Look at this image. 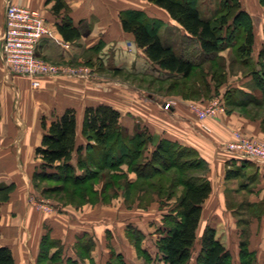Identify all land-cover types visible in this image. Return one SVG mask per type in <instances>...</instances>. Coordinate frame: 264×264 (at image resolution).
<instances>
[{
    "label": "crops",
    "instance_id": "obj_1",
    "mask_svg": "<svg viewBox=\"0 0 264 264\" xmlns=\"http://www.w3.org/2000/svg\"><path fill=\"white\" fill-rule=\"evenodd\" d=\"M6 1L0 0V45L5 27L4 7ZM13 1L24 7L39 9L46 23L59 37L61 35L57 30L56 22L64 14L67 13L72 23L78 26L81 35L68 41V48H63L47 38L40 41L37 54L54 62L69 57L73 61L78 59L82 41L88 39V43L92 44V36L94 32H98L97 28L100 26L96 23L95 27L97 28L92 27V31L86 35L82 28V20L88 18L87 22L90 19L93 21V17L97 16H108L109 18L110 13L106 7H104L105 10H100L97 0H64L69 9L68 11L61 9L59 14L53 12V1L49 3L46 0ZM198 1L200 2V0ZM200 6L202 5L200 4ZM245 11L247 12V10ZM166 15L169 17L167 13ZM249 17L253 23L254 34L249 61H254L257 65L256 69H260L262 63L258 60V52L264 46L262 30L264 18L259 21L257 28H255L253 16L249 14ZM169 19L172 20L170 17ZM107 21L106 18H103L105 31L109 32ZM176 25L187 36L177 23ZM120 31L124 32L121 25ZM189 40L192 41L193 39L189 38ZM220 53L221 51L218 54ZM236 59L240 60L241 58ZM234 61H232L233 64L245 67L243 64ZM159 70L163 74L158 76L160 79L157 80L162 83L165 81L167 84H163L166 85V88L169 87L164 91L138 88L135 85L116 80L115 76L108 79H95V75L92 74L86 77L45 76L40 79V85L33 87L34 91L31 92L27 88V90L25 89L31 80L25 76L7 74L0 55V161L9 162L13 159L18 161L23 154L22 148L26 150L27 154H33L44 133L41 126L42 117L44 116L49 122L68 107H72L76 111L77 144L93 142L82 133L84 109L88 105L99 103L111 105L120 112V123L124 127L128 129L134 127L135 124L127 120L134 118L147 128L156 140L165 138L192 147L207 161L209 172L206 178L210 181L211 193L202 204L197 236L199 231V235L202 234L203 227H205L201 226L204 204L210 200L214 193V183L219 182L221 187L219 197L225 208L232 211L237 206L245 208L242 213L244 219L236 222L238 226L236 229L238 252L239 240L245 233L244 237L248 240L249 249L255 252V260L256 257L264 258V164L251 161L240 162L231 158L224 150V145L233 139L234 132L264 142V116L253 114V108L255 110L257 108L264 109L261 103L262 92L258 87L253 86L252 74L249 71L245 73L241 71L237 75L225 76L221 82H216L211 78L210 73L204 81L200 78L195 79V82H191L190 87L192 88L187 89V85L182 83L186 79L171 76L165 70ZM208 77L212 81L207 80ZM167 79H172L173 82L169 83ZM102 84H107V88H102ZM216 84H218L217 87ZM216 91L221 94L222 91L229 92L231 96L228 99L229 103L226 104L227 110L223 109L216 116L205 120L211 128V131L207 133L201 130L200 121L188 109L187 104L192 100L205 102ZM167 101H170L171 104L167 109H164L163 105ZM76 156L77 154L73 153V164H75ZM228 170H239L240 173L236 176L227 177ZM12 182L15 183V178L11 174L0 171V183ZM19 192H21L20 189L15 187L9 199L0 205V246L10 248L15 264H38L39 253L43 245L44 248H48L47 251H44V258L46 259H50L51 255L56 252L62 264H100L97 256L95 258L97 246L91 226L97 223L73 217L66 208L64 209L67 213L52 211L50 213L44 212L38 217L29 216L28 206L20 199ZM241 193H244V196ZM241 223L246 225V228H240L239 224ZM99 225L100 223L97 232L100 230ZM128 226L130 225L127 224L125 227L124 235L128 243L131 244V239L126 236L129 230ZM106 229L103 228L102 231L104 232ZM135 229L143 234L136 226ZM157 232L159 233V230ZM46 233H48V238L42 243V237ZM86 243L92 244V247H86ZM141 246L148 252L150 261L156 262V258L160 255L159 252L153 255L143 246L142 241ZM107 247L106 252L103 253L105 258L101 264H117L113 251L116 255L121 256L123 262L127 264L126 254L124 255L114 247L112 249L108 245ZM134 250L138 257L143 258L135 248ZM130 253L128 251V255Z\"/></svg>",
    "mask_w": 264,
    "mask_h": 264
},
{
    "label": "trees",
    "instance_id": "obj_2",
    "mask_svg": "<svg viewBox=\"0 0 264 264\" xmlns=\"http://www.w3.org/2000/svg\"><path fill=\"white\" fill-rule=\"evenodd\" d=\"M51 1H53V12L56 14H59L61 9H69L64 0H46L47 3ZM145 1L164 10L185 31L187 36L194 40L198 48L197 52L189 54L185 50L187 45L184 42L178 47L162 38L160 26L156 20L141 11L123 10L119 15L122 30L132 35L136 47L158 69L165 70L171 76L188 79L194 70L199 68V78L204 81L209 73H204L201 65L205 61H211L213 62L210 66L211 78L216 82H221L223 71H219L221 66L216 60L220 58L219 51L227 47H234L236 56L241 58V64L249 65L254 41L251 22L244 28L243 33L239 31L238 40L237 38L231 40L232 33L229 30L231 20L234 23L242 17H249L248 13L240 8L239 0H222L221 12L218 15L215 12V15L210 18L201 16L198 0ZM260 3L264 5L262 0ZM56 27L65 41L74 40L81 35L78 26L72 23L68 15L61 17L56 22ZM233 27L237 26L233 24ZM262 30L264 36V25ZM258 60L262 63L260 69L255 68L250 73L255 86L261 89L264 102V46L258 52ZM119 73L121 72H117ZM224 95L226 99H229L231 93L227 92ZM41 126L44 133L40 144L34 150L35 156L40 159L35 176L63 182L66 185L69 183L72 188L69 191L71 196L69 198L79 197L84 202L96 200L99 194L95 187L96 179H99L102 174L108 178V181L104 182L105 187L116 190L117 187L123 185L129 195L132 194V186L138 178L142 180V185L154 189L155 194L166 193V198L172 196V189L175 186L181 185L182 190L173 209L175 214L165 215L163 217L165 222L159 228L161 236L157 247L160 252L158 258L160 261L152 264L188 263L192 256L191 249L198 239L197 228L201 219L202 204L211 193L210 181L203 173L185 178L177 177L178 173L183 176V172L189 169L206 171L208 163L196 149L165 138L156 140L147 128L138 124H135L130 132L127 127L121 125L120 112L105 103L88 105L84 109L82 133L93 142L77 144L76 111L72 107L66 108L58 117L49 122L43 116ZM93 151L97 156L91 154ZM73 153L77 154L75 164L72 163ZM187 155L193 156L194 159L180 160ZM123 163L129 164L132 169L135 168L134 171L138 174L135 180L124 181L120 178L124 176V172L119 168ZM172 168L176 169L173 171L176 177L167 182L169 188L165 191V185H163L166 179L165 173ZM239 173V170H228L226 176H236ZM155 178L157 179L152 181ZM141 184L136 188L137 193L140 191L151 193L148 189H143ZM58 187L60 190L65 189L61 184ZM14 189L15 183L13 182L0 183V205L9 199ZM138 237L140 241L136 244L137 249L145 255L147 260H150L148 252L141 246V234ZM46 239L43 235L42 243ZM199 242L197 258L200 264L231 262L232 255L216 236L213 226L204 227ZM248 245L247 239L239 240L238 264H254L255 252L251 251ZM41 249L44 257V245ZM115 256L118 264H125L121 256L116 254ZM48 260L51 262L58 260L57 264H62L56 252ZM0 264H15L12 252L7 246H0Z\"/></svg>",
    "mask_w": 264,
    "mask_h": 264
},
{
    "label": "rangeland",
    "instance_id": "obj_3",
    "mask_svg": "<svg viewBox=\"0 0 264 264\" xmlns=\"http://www.w3.org/2000/svg\"><path fill=\"white\" fill-rule=\"evenodd\" d=\"M240 1V8L247 10L248 15L251 14L253 16V22L255 28L264 18V5L260 3V0H239ZM101 2V3H100ZM97 0V4L99 5L100 10H105L106 7L110 10L109 18L103 16H97L90 19L87 22L88 18H84L82 20V28L84 33L87 35L90 31H92V27L96 26L98 23L99 28L98 32L92 36L93 40L91 41L92 44L88 43L87 41H82V46L80 49V55L78 59L74 60L69 57L68 59H64L62 61H50L53 64H59L63 66H73L78 68L80 72H84L87 75L94 74L95 79H108L115 76L116 80L123 81L127 84L135 85L138 88H144L146 90H156V91H164L166 90L165 81L162 83L158 76L162 75L161 71L151 63L147 57L145 56L142 51L136 47L133 41V37L130 33L121 32L120 31V18L119 15L123 10H137L143 12L146 16L156 20L160 26V34L162 38L169 42L174 43L176 46H181L180 44L184 42L187 47L186 51L189 54H194L197 52V48L195 46V42L189 40V37L184 35L182 30L174 23L172 20L167 17L166 13L163 12L159 7L156 5L147 2L145 0ZM199 2V1H198ZM222 0H200L198 4V8L202 17H211L212 15L219 14L222 10ZM264 3V0H262ZM102 4V5H101ZM200 4L202 6H200ZM216 10V11H215ZM68 11V10H67ZM215 11V12H214ZM67 16V13L64 14V17ZM103 18L107 19L109 32L105 31V27L103 24ZM231 26L229 28L230 32L232 33V39L235 40L239 38V31L243 33L244 28L250 25L252 21L249 17L245 16L238 21L231 20ZM233 24L237 27L234 28ZM234 28V29H233ZM228 30V31H229ZM227 31V32H228ZM90 38V37H89ZM259 40V38H256ZM90 44V45H89ZM92 46V47H90ZM179 51V48H178ZM220 58L216 60L217 64L221 67L219 71H224L223 76L237 75L239 73L247 72L249 73L256 68V64L254 61L250 62L249 65L242 67L237 64H233L232 61L241 63V60L236 59L239 58L235 54V49L233 48H225L221 50V53L218 54ZM44 59V58H43ZM213 64L208 63L205 61L204 64L201 65L202 71L204 73H211L208 70V66ZM228 66V67H227ZM226 67V68H225ZM225 68V69H224ZM120 70V71H117ZM117 72H121L119 75H116ZM85 76V75H84ZM200 76V69H195L192 76L186 80H183L182 83L187 85V89H190L191 82H195V79H199ZM212 81L211 78H207V80ZM169 83L173 82L172 79H167ZM234 81V80H233ZM163 85V86H162ZM181 85V83H180ZM253 86H255L253 82ZM229 87V85H228ZM29 91H34L31 83H27L25 89ZM102 88H107V84H102ZM26 89V90H27ZM261 91V89H259ZM226 94L222 91V95ZM219 91H216L212 94L211 98L218 96ZM209 98V99H211ZM208 99V100H209ZM195 101V100H193ZM198 101V100H197ZM224 109L227 110L226 104L229 103L228 99L225 98L224 95ZM262 106L264 107V102L261 99ZM253 114H260L264 116V109L253 108ZM260 110V112H259ZM127 120L132 121L134 124H138L139 126H143L141 123L137 122L134 118H128ZM130 132L133 130L128 129ZM173 150V147H172ZM23 154L21 155L20 159L15 161V159L11 161H0V171L4 173L11 174L12 177L15 178V187L20 189V199L28 206L29 216H41L44 212L50 213L54 211H60L63 213L70 212L73 217L83 218L88 222L97 223L92 226L93 235L95 237L96 242V252L95 258L101 264L105 258L103 254L104 251L108 246L114 247L118 251H121L124 255L126 254V261L127 264H152L150 260L140 253L137 249L136 244L140 241L139 235L141 234L139 231H136L135 226L143 232L141 234V241L142 244L149 252L153 255L157 254L158 247L157 242L160 237L159 230L160 227L164 224L163 217L167 214H175L173 213V209L177 203V198L181 193L182 186L177 185L172 189V196L170 198H166V193L163 195L155 194L154 189H149L147 185H142V180L137 179L136 183L132 186V194H128L126 192V188L121 185L117 187L116 190L112 189L111 187H105L104 182L108 181L107 176L102 174L99 179H96V185L98 191V197L96 200L92 202H84L78 198H69L71 197L69 191L72 189L70 184L67 185L63 182H58L55 180H48L44 178H40L39 176H35L36 170H38L40 159L33 154H27L26 150H23ZM91 154L96 155L95 151L91 152ZM194 157L191 155H187L182 157L180 160H193ZM158 167L160 165H157ZM161 167V166H160ZM124 173L122 178L124 181H132L135 180L138 176L136 171L132 169L129 164L123 163L119 167ZM163 168V166H162ZM176 171L175 168L170 169V171L165 173L166 180L163 185H165V191L169 188L168 183L169 180L176 177L173 174ZM178 172H180L178 170ZM209 172V165L207 164L206 171H201L198 169H189L183 172V176L178 173L177 177H190V176H197L199 174H204L207 176ZM33 176V177H32ZM168 177V178H167ZM152 179V181L156 180ZM65 187V189L60 190L58 186ZM143 189H148L151 193H142L136 192V188L139 185ZM214 193L210 200L206 201L204 204V212L201 220V226L211 225L215 228L217 232L218 239L224 244L226 249H228L232 253L231 262L229 261L227 264H238L239 256H238V237H237V224L244 219L242 213L244 212L245 208L243 206H237L234 210H228L223 205V202L220 200L219 192H220V184L219 182L214 183ZM57 186V187H56ZM26 188V189H25ZM55 188H57L55 190ZM241 195L244 196V193ZM72 201V202H71ZM40 203L49 206L50 210L42 208ZM66 208V209H64ZM99 225V231L98 224ZM128 226L129 230L126 233V236L131 239V244L128 243L126 240L124 232L126 225ZM135 225V226H134ZM240 228H246V225L239 224ZM103 228H107L104 232L102 231ZM204 228V227H203ZM249 228V226H248ZM46 231V230H45ZM101 231V232H100ZM100 232V233H99ZM200 233V231H199ZM198 233V239L193 245L191 252L192 256L187 264H200L199 259L197 258L198 251L200 248V235ZM45 238H48V233L44 234ZM245 235V233H244ZM242 235V238L246 239ZM102 236V238H100ZM264 243V242H263ZM86 247H92V244H85ZM130 245V246H129ZM82 246V245H81ZM60 247V246H58ZM85 247V248H86ZM47 248V247H46ZM45 251L48 250V248ZM134 248L137 250L138 254L143 257L140 258L136 255ZM43 249V250H44ZM128 251L131 252L128 255ZM108 252V251H107ZM114 252V251H113ZM42 249L39 253L38 264H57V261H49L48 259L42 256ZM115 253V252H114ZM160 253V252H159ZM115 255V254H114ZM159 258V257H158ZM156 262H159L158 260ZM145 261H144V260ZM117 263V259L115 260ZM118 264V263H117ZM255 264H264V258L256 257Z\"/></svg>",
    "mask_w": 264,
    "mask_h": 264
},
{
    "label": "built area",
    "instance_id": "obj_4",
    "mask_svg": "<svg viewBox=\"0 0 264 264\" xmlns=\"http://www.w3.org/2000/svg\"><path fill=\"white\" fill-rule=\"evenodd\" d=\"M5 27L1 36L0 55L7 74L28 77L32 87L40 85V79L45 76L86 77L84 72L73 66L53 64L37 54L40 41L43 38L53 40L63 48L69 47V42L57 36L39 9L28 8L7 0L4 7ZM85 75V76H84ZM224 96L219 94L205 102L189 101L188 109L200 121V128L210 132L211 128L205 120L216 116L224 109ZM170 101L164 103L167 109ZM233 139L224 145L227 154L238 161H251L264 164V142L234 132ZM42 208L50 210L49 206L40 203Z\"/></svg>",
    "mask_w": 264,
    "mask_h": 264
}]
</instances>
